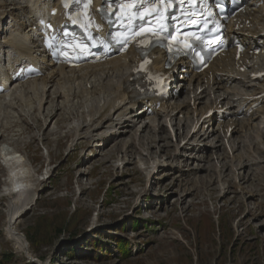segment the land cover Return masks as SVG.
Listing matches in <instances>:
<instances>
[{
  "label": "rangeland",
  "instance_id": "rangeland-1",
  "mask_svg": "<svg viewBox=\"0 0 264 264\" xmlns=\"http://www.w3.org/2000/svg\"><path fill=\"white\" fill-rule=\"evenodd\" d=\"M54 94L65 100L62 106L56 105L59 112L52 111L56 119L49 127L41 130L50 113L44 116L45 96H37L38 115L44 116L43 121L31 119L28 130L20 125L9 126L0 139V143L12 142L27 150L36 178L49 175L38 186L33 206L14 225L27 243V256L5 233L8 179L0 161V260L12 253L11 264H264V165L252 166L253 186L242 184L246 191L257 188V197L239 193L233 183L225 194L222 186L230 185L231 176L225 178L226 182L213 183L202 170L197 173L203 178L201 186L183 200L179 187L194 179L196 160H191L189 166L177 163L171 154L174 151L161 142L164 152L155 148L151 157L163 156L157 157L155 170L162 163L173 162L183 168L175 174L184 173V177L176 179L177 175L171 173L167 176L165 168L146 181L149 168L142 170L134 143L130 148L134 150L132 161L122 159V141L133 142L135 127L118 132V137L106 141V145H95L86 138L72 143V118L79 119L83 109L73 106L69 87L62 92L53 89ZM148 129L139 141L150 134ZM211 166L213 163L210 173L214 175ZM133 221L138 225L131 226ZM120 239L126 240L129 253L121 252L117 243ZM70 248L74 250L71 255Z\"/></svg>",
  "mask_w": 264,
  "mask_h": 264
},
{
  "label": "bare ground",
  "instance_id": "bare-ground-1",
  "mask_svg": "<svg viewBox=\"0 0 264 264\" xmlns=\"http://www.w3.org/2000/svg\"><path fill=\"white\" fill-rule=\"evenodd\" d=\"M0 4L3 5L4 3L1 2ZM5 12L6 10H0V16H2ZM258 18H262V16L258 14L256 16V21H258ZM262 22L264 23L263 20ZM17 30L18 28L13 29L14 32ZM259 31V26H256L253 30L256 37H252L250 39L251 43L256 41L258 34H260ZM257 44L261 45L259 41ZM32 49H34V47H32ZM6 51L15 53L17 50L15 47H8ZM248 51L243 54V59L250 58L251 55L248 53ZM158 58L160 59L161 55H158ZM251 60L253 61L254 59ZM230 64L231 61L228 59L223 64V66H228V68H231ZM127 69V62L118 59L113 62L105 63L100 67H93L88 71V74H79V77L66 76L63 78L59 74H56L51 78L46 86L42 87L40 92L34 90L32 92L28 91L25 94L19 95V93L15 91L14 98L10 101L5 100L7 96L3 97L5 104H0V110L11 109L14 113H19V107L20 112H25L27 108L23 110L22 107L25 105L27 100L35 94L41 98L43 96L42 91H45V88L48 85L54 84L56 86L58 84L56 88H54L58 92H62L65 88L69 87L71 94L73 95V106L75 107L77 104H79V101L82 102V105L86 106L83 114V121L75 126L74 134L72 136V143L75 141V139H78L79 136H83L92 139L97 144H100V142L104 140L108 141L117 138L118 132L124 133L130 131L134 127L138 128L141 124H143L142 128H138L136 130L133 129V132H136L134 134L133 142L132 140L122 141V159L126 162L132 161L130 157L133 158L134 150L130 148L131 144L133 145V143L135 154L139 153V150L141 152H143V150H147V154L144 155L146 160L144 157H142L140 165L143 164L144 166L149 164L146 168L142 167V170L145 171L147 168H149L147 172L145 171L146 175L149 176L152 174L153 176V173L157 167L156 163L158 161L155 159V162L151 164V154L153 153V149L162 148L160 146L161 142H166L164 147L168 148L171 146L167 136L168 125L169 122L177 121L179 114L176 113V111L190 115L188 118H191L195 112H198V116L200 117L205 112V108H210L211 105H209L205 99V92L198 95L199 103L196 106L192 105V99L190 96L185 97L183 100L175 99L174 101H167L159 108L157 107L155 99H143L138 101L131 98L130 100H126V97L121 93L120 77ZM230 70L231 69L225 70V72H229ZM225 75L226 76L221 75V79H226L228 82H233L232 87L227 89L225 93L233 91L236 94V98L234 99L232 107L230 108L229 116V120L232 119L231 125H235L233 135L230 138L231 147L225 149V146L222 144L221 137L217 134L218 130L216 128H212L209 131H205L203 134L196 135L190 145H185L183 148L176 149L174 151L175 157L180 158L184 166H189V162H191V160L192 162H194L193 160H196L198 163L196 166L197 168H193L194 172L192 173L194 179L188 180V182L179 187V189L181 188L179 193L183 195V200H186V198L190 196L191 193L193 194V192L196 189H199L201 186L200 181L203 178H201L200 174H197L198 172H202L203 170L205 173L207 172L208 177H211L212 180H215L216 177L223 178L227 175L226 168L228 165H230L232 168L234 180L237 181L238 178H243V182L238 183V187L241 188L240 193H248L252 197H257L256 195L259 194L257 188H254V190L250 188L246 191L243 189L244 186H242L243 183L253 186L252 181L255 180L253 177L254 173L250 175L252 172V166L259 164L264 165V156L261 158V155H264V139H259L258 142H255L254 137L251 138V134L246 133L252 126V123L257 121L259 110L252 112L250 115H246L248 114L246 110L250 107L246 104L245 99L239 98V96L242 94V89H238L236 86L235 83H238V81L233 76H231V74ZM240 81L241 85L245 89L251 90L252 92L258 90L252 77L245 75ZM199 82H201V80L198 77L197 80L192 81L193 84L196 83L200 86ZM84 83H91L92 87L89 89L85 87ZM48 97L49 95L47 98ZM47 98L46 100L44 98L45 103L43 111H46V105L48 103ZM33 99L34 98H31L30 101ZM74 99H76V101H73ZM138 110H141L142 114L136 113ZM151 111L154 113V120L150 123L148 120H144V114L150 113ZM262 113L264 115V112ZM49 117H53L51 118V122L55 118L54 116ZM49 117L43 122V125H46ZM42 118L44 119V116H42ZM40 119L41 118H39V120ZM208 121H210V119H208ZM244 121L245 125L243 126ZM262 123L263 124L259 128L262 131V135H260V137L264 136V119ZM256 124H258V122H256ZM146 127H149L148 130L150 131V134L146 135L144 140L139 141V139L143 137L142 134L145 132ZM151 128L156 133L160 132L159 138L153 136ZM236 132H242L243 135L241 137L237 136L235 135ZM147 141L149 143H146ZM209 144L212 146L214 152L212 156H209L210 150L207 148ZM224 149L226 151L222 152ZM18 152L19 149L15 145L12 146L11 142L4 145L0 151V158L4 161L5 166L8 169V182H6L7 184L5 186L7 188L5 204L6 209H4L6 213L5 233L14 240L18 250L25 252L26 255L29 256L27 243L22 240L20 234L15 230L14 225L15 222L21 218V216L35 203L39 179L36 177L34 178L36 173L34 171V163L32 162V159L28 153L26 152L19 155ZM163 152L164 151L162 150V153ZM48 155L50 156V154ZM26 156L28 160L26 159ZM167 156H171V154H168ZM138 162H140V158L138 159ZM211 162L215 163L214 169L212 170L214 171V175L210 173L211 168L209 167ZM165 168H168L165 172L167 176L175 174L176 172H182L183 170L180 164L176 165L173 162H167L162 163L158 167L157 172H159L160 169L164 171ZM262 174H264V172ZM175 175H177L176 179L179 177H184V173H177ZM211 183L212 182L210 181V184ZM223 189L225 188L223 187ZM40 264L46 263L43 261Z\"/></svg>",
  "mask_w": 264,
  "mask_h": 264
},
{
  "label": "trees",
  "instance_id": "trees-1",
  "mask_svg": "<svg viewBox=\"0 0 264 264\" xmlns=\"http://www.w3.org/2000/svg\"><path fill=\"white\" fill-rule=\"evenodd\" d=\"M135 225H138V223L133 221L131 226H135ZM117 243L119 244V248L121 249V252L123 254L129 253L130 248L127 247L126 240H124V239L121 240L120 239V240H117ZM68 251H70L68 254L71 255L74 250L72 248H70V249H68ZM12 259H13V254L12 253L4 254L1 257L0 264H11L12 263Z\"/></svg>",
  "mask_w": 264,
  "mask_h": 264
},
{
  "label": "snow or ice",
  "instance_id": "snow-or-ice-1",
  "mask_svg": "<svg viewBox=\"0 0 264 264\" xmlns=\"http://www.w3.org/2000/svg\"><path fill=\"white\" fill-rule=\"evenodd\" d=\"M49 27H51V25H49ZM137 36H152L155 35V33H153L151 31V29H145L143 31L137 30V32L135 33ZM182 41L178 40L177 43H181Z\"/></svg>",
  "mask_w": 264,
  "mask_h": 264
}]
</instances>
